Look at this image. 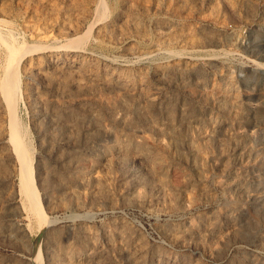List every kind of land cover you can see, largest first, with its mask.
<instances>
[{"label": "rangeland", "instance_id": "obj_1", "mask_svg": "<svg viewBox=\"0 0 264 264\" xmlns=\"http://www.w3.org/2000/svg\"><path fill=\"white\" fill-rule=\"evenodd\" d=\"M0 264H264V0H0Z\"/></svg>", "mask_w": 264, "mask_h": 264}, {"label": "bare ground", "instance_id": "obj_2", "mask_svg": "<svg viewBox=\"0 0 264 264\" xmlns=\"http://www.w3.org/2000/svg\"><path fill=\"white\" fill-rule=\"evenodd\" d=\"M16 86L17 83L15 76L10 75L8 77L7 88L2 90V92L4 93L3 95L6 98H8V102L11 108L14 107V97L12 96L16 90ZM10 106L8 108H10ZM13 126H14V131L11 138L21 164L19 169L18 192L22 195L23 198H25L26 202H29L30 206L29 204H27L28 207H30L31 209H36V207H39V209H41V202H40L41 198L39 195V191L37 190V183L34 176V166L29 162L28 159L25 158L24 147L21 143L19 133L16 129L18 127L16 126V124H14Z\"/></svg>", "mask_w": 264, "mask_h": 264}]
</instances>
